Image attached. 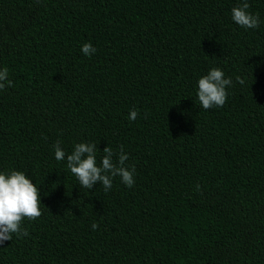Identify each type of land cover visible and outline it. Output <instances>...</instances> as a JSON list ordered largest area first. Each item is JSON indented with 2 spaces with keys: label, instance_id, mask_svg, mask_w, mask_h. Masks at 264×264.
Segmentation results:
<instances>
[{
  "label": "trees",
  "instance_id": "obj_1",
  "mask_svg": "<svg viewBox=\"0 0 264 264\" xmlns=\"http://www.w3.org/2000/svg\"><path fill=\"white\" fill-rule=\"evenodd\" d=\"M241 2L0 0V172L32 179L42 212L0 264H264V0L250 29ZM214 67L232 84L204 109ZM57 141L96 143L98 164L122 145L135 183L83 188Z\"/></svg>",
  "mask_w": 264,
  "mask_h": 264
},
{
  "label": "clouds",
  "instance_id": "obj_2",
  "mask_svg": "<svg viewBox=\"0 0 264 264\" xmlns=\"http://www.w3.org/2000/svg\"><path fill=\"white\" fill-rule=\"evenodd\" d=\"M250 5L248 0L232 8L233 21L245 29L256 28L259 26L258 14L253 15L248 11ZM82 52L85 55H92L96 49L88 42L82 45ZM9 70L7 67L0 69V91L12 86V81L8 79ZM241 84L244 80L236 78ZM232 84L231 78H225L224 72L218 68H212L206 75L198 80V100L204 109L214 106L222 107L227 99L226 86ZM138 112L133 109L129 119L135 121ZM97 144L89 142H79L74 145V149L67 154L60 146V141L55 145V159L57 161L67 160V168L78 178L80 186L91 189L97 182L103 185L107 191L112 187V178L120 176L122 182L132 187L134 181V166L125 167L128 155L123 152L121 145L118 160L114 162L116 155L110 146L103 148L104 155L100 163H97ZM40 189L33 183L24 172L12 170L10 173L0 172V244L11 241L13 234L27 235V230L22 229V221L35 220L42 215L41 212ZM97 224H93L95 230Z\"/></svg>",
  "mask_w": 264,
  "mask_h": 264
}]
</instances>
